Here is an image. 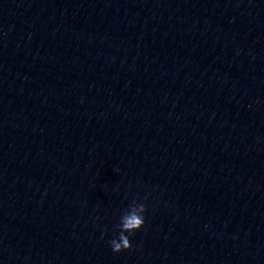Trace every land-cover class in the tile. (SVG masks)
<instances>
[{"label":"water","instance_id":"water-1","mask_svg":"<svg viewBox=\"0 0 264 264\" xmlns=\"http://www.w3.org/2000/svg\"><path fill=\"white\" fill-rule=\"evenodd\" d=\"M0 264H264V0H0Z\"/></svg>","mask_w":264,"mask_h":264},{"label":"clouds","instance_id":"clouds-1","mask_svg":"<svg viewBox=\"0 0 264 264\" xmlns=\"http://www.w3.org/2000/svg\"><path fill=\"white\" fill-rule=\"evenodd\" d=\"M146 205L140 199H133L117 216L108 240L112 251L119 252L131 247L130 236L145 224Z\"/></svg>","mask_w":264,"mask_h":264}]
</instances>
